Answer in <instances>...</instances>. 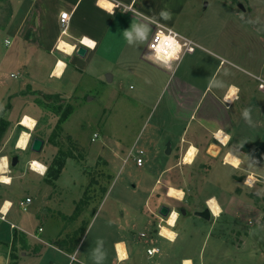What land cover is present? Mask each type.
<instances>
[{"label":"crops","instance_id":"crops-1","mask_svg":"<svg viewBox=\"0 0 264 264\" xmlns=\"http://www.w3.org/2000/svg\"><path fill=\"white\" fill-rule=\"evenodd\" d=\"M211 2L213 4L209 6ZM234 2L239 3L243 10H246L240 0H135L134 3L133 0H119L122 7L116 8L114 14L109 15L96 6V0H0V11L2 6L7 7L6 22L0 26V46L4 45L6 49L0 53V65L2 66L9 59L18 67L17 73L13 71L10 73L12 77L23 78L15 87L18 89L20 87L23 89L26 85L39 88V69L43 66L48 71V77L58 82L62 81L71 69V83L76 85L74 90L81 85V81L86 76L98 79L104 84V89L98 91L95 96L104 103L105 107L113 103L119 104L120 101L135 103L136 100L141 106V100L145 98L144 94L138 93L135 98H129L113 87L116 81L124 77L137 78L139 83L141 82L146 91V105L143 104L146 106L144 117L146 147L139 149L137 154L146 153V159H151L149 161L151 164H156L155 160L159 158L166 164L157 174L154 183L146 187L143 213L153 220L159 216L161 205L165 204L171 208L169 199L175 200V204H182L186 198L184 188L178 185L174 186L184 190V199L180 201L168 197L167 188L173 184L166 185L163 180L177 171V167L181 164H185L182 163V155L191 145L199 149L191 164L199 166L198 169L204 167L210 171L219 163L225 165L224 155L232 151L242 161L238 169L234 168L241 171L236 173L238 176L253 174L255 179L264 182V158H261L264 157V88L259 87V83L264 81L262 77L264 35L261 18L256 16L260 19L257 22V19H251L253 15L244 12L241 15L233 8ZM129 6L131 10L126 11ZM162 9L171 12V20L160 19L159 13ZM61 11L71 13L67 33L63 36H60L59 24ZM134 13H140L148 20L158 21L159 24L171 27L192 39L197 45L195 51L186 53L174 64L171 71L150 61L143 65L142 58L148 53V44L157 29V24L151 25L152 32L148 42L130 46L125 41L123 32L140 18ZM249 20L256 22L249 23ZM85 35L94 39L97 46L95 50L88 49L84 56L78 55L76 51L73 55L67 56L57 50L61 38L78 46L80 38ZM5 40L11 43L5 44ZM109 51L117 53V56L109 57L107 55ZM90 54L96 57L102 67L92 68L86 59H83ZM60 59L67 64V68L63 70V76L56 79L51 73ZM213 76L222 80L225 87L209 90L208 82ZM255 78L258 83L255 82ZM0 84L4 85L3 80H0ZM233 84L240 89L239 99L225 102L224 96L228 86ZM43 90L46 94H57V96L71 93L68 90L50 89V87ZM108 102L111 104L109 105ZM246 108L251 110V124L242 117V112ZM109 109L111 113L114 108L110 106ZM114 114L115 112L111 113V117L107 115L106 124L101 125L95 132L97 134L95 139L100 138L98 147L100 155L104 157L103 162L113 165L119 161L126 162L133 155L141 131L140 126L136 133L135 131L131 133L134 135L127 141L130 131L129 121L124 127H116L112 121ZM218 129H223L230 135L231 139L227 145L213 138V133ZM166 140H168L167 145ZM168 144H170V152H167ZM61 174L62 172L57 177L47 175L44 179L47 184L45 186L27 184L29 188L26 190L33 192L26 195L21 193L25 183L17 186L13 180L14 185L13 183L10 186L0 185V206L5 200L12 201L7 216L0 219V264H33L36 257L49 248L61 255L59 256L61 260L51 259V264H92L90 254L86 252L80 254L81 256L78 254L80 251L78 246L88 231L93 217L86 223L80 237L74 241L73 249H60L57 245V242H62L68 248L73 244L66 230L75 227L77 218L83 221L82 215L86 214V209L89 208L91 209L89 212H92L94 206L90 197H85L84 194L79 199L73 197L76 215L71 217L70 212L66 210L67 201L63 190V194L55 190L56 180ZM163 175H166L164 179ZM116 177L117 175L112 174L108 176L107 187L114 184ZM233 179L232 187L235 190L241 184L238 177ZM136 186L135 184L134 187ZM159 186L163 187L166 193H162ZM12 188L13 193L9 191ZM256 188L261 191L263 189L262 186L257 185ZM35 192L38 194L35 195ZM235 194L237 195L236 192L231 193L221 186L208 196H215L222 206L223 211L219 217L227 213L231 198ZM26 197H30L31 202L28 210L23 211L20 202ZM135 203L133 207L126 204L120 206L117 199L109 203L110 212L104 225V229L112 237L113 252L109 264H181L186 258H190L193 264H203L201 250L198 256L181 253V246H190L194 238L191 233L190 236L188 233L185 234L184 229L173 228L179 236L174 244H170L162 237V241H159L154 236L159 232L157 226L154 228L157 231L151 232L149 239L153 244L147 246L145 252L141 253L140 248L136 247L141 237L135 238L133 233L135 223H130L132 214H137ZM78 204L79 206L84 204L83 211ZM114 205L119 207L122 217L117 218L119 210ZM185 210L187 214V209ZM195 211L191 213L195 214ZM95 212L97 211L93 214ZM140 236L149 235L147 232H141ZM147 237L145 242L148 241ZM119 242L125 243L129 254V259L123 262L117 259L115 245ZM151 246H157L160 250L149 257L147 248Z\"/></svg>","mask_w":264,"mask_h":264},{"label":"rangeland","instance_id":"rangeland-1","mask_svg":"<svg viewBox=\"0 0 264 264\" xmlns=\"http://www.w3.org/2000/svg\"><path fill=\"white\" fill-rule=\"evenodd\" d=\"M240 2L246 10H243L237 2H234L233 8L240 14L244 12L253 15L251 19H257V22L260 17L264 35V0H240ZM211 4L213 2L209 6ZM6 9V6H2L0 26H3L6 22ZM3 50H6L4 45L0 46V53ZM107 55L115 58L117 53L109 51ZM83 59H86L92 68L94 66L102 67V64L99 65L100 62L93 54ZM148 62L143 56L142 64L146 65ZM17 69L18 67L12 64L9 59L2 66L0 65V80H3L4 84L3 86L0 84V98L4 97L3 100H0V114L3 111L4 118L8 122L0 138V156L6 155L9 157L10 174L15 180V185L20 186L25 183V188L21 189L22 195L33 192V190H26L29 188L27 184H38L39 187L40 185H47L44 182L47 173L41 177L30 170L29 162L31 159L36 158L47 165V170L50 166L55 169L58 168L56 162L63 161L62 174L56 180L55 190L56 192L59 190L60 194L64 193L67 201V207H65L70 212L71 217L76 215L74 213L76 206L73 205V197L79 199L84 194L85 197H90V200L94 202L92 212H89L91 209L88 208L86 214L82 215L84 222L79 221L80 218H77L74 223L77 228L73 227L66 230L69 232L71 242H74L83 233L86 223L93 217L88 231L78 246V250H80L78 254H84V252L90 254L96 246V240L102 238L105 241L104 247L107 251V259L104 263H110L113 252L112 237L104 229V225L110 212L108 209L109 203L115 201V199H117L120 206L126 204L133 207L134 202H136L137 214H132L133 218L130 223H135L133 231L135 238L141 237V241L136 245L137 249L140 248L141 253L145 252L146 247L153 244L149 240L151 232H156L157 229L154 228H157L160 223H165L160 214L151 220L148 215L143 213L146 187L154 183L157 174L166 164L160 158L155 160L156 164H151L149 162L151 159H146V153L137 154L139 149L146 147V120L144 121L146 91L141 82L139 83L137 78L124 77L113 84L114 88L129 98H135L138 93L145 95V98L141 100V106L137 100L135 103L133 101L121 103L120 101L119 104L113 103L112 105L108 102L111 108H114L111 113L115 112L112 121L116 127H124V124L129 121L130 131H128L127 141L134 135L131 133L134 131L136 133L141 126L138 144L133 155L126 162L119 161L113 165L103 162L104 157L100 155L98 147L100 138L95 139L94 134L101 125L106 124V120L111 114L110 106L105 107L104 103L96 99L95 96L98 91L104 89V84L100 83L98 79L86 76L81 81V85L74 90L76 85L74 86L71 83V69L68 70L64 79L58 82L48 77V71L43 66L39 69L40 82L38 84L40 89L32 85H26L23 86V89L22 87L18 89L15 87L23 78L20 76L12 77L10 74L12 71L17 73ZM254 80L258 83L256 78ZM49 87L50 89L68 90L71 93L59 94L58 97H47L43 89ZM64 112H67V117L60 121V115ZM25 113L31 115L37 121L34 130L30 131L31 136L26 151L16 147L19 132L25 128L20 124V119ZM57 124L60 125V128L57 127ZM34 137L44 138L45 143L40 152L31 150ZM165 143L167 145L168 140ZM174 143H176L175 140ZM14 155L20 157V162H17L16 165H12ZM138 156L142 158L141 165L137 163L136 158ZM198 167L197 165L181 164L177 167V171H174L168 176L169 178L163 180L166 185L173 184L183 187L187 194L182 204H175V200L169 199L171 209L175 208L178 212L180 211V217L175 228L184 229L185 234L188 233L189 235L191 233L194 235L190 246H181V253L198 256L201 250L203 264H264V182L255 179L252 186L249 187L244 183L248 176H238L236 173L241 171L230 165L219 163L214 167L209 166L210 168L213 167L210 171L208 168L204 169L203 167L200 170ZM110 174L117 175V177L114 184L107 187ZM165 176L163 175L162 178L164 179ZM233 177H238L241 184L235 190L232 187ZM135 184L136 187H134ZM256 185L262 186V191L256 188ZM161 186L166 187L162 184ZM161 186H159V190L166 193ZM221 186L227 188L231 193H237L234 197H230L231 203L227 213L218 218L212 215L209 220L191 213L194 210L205 209L207 207L206 198L215 193ZM13 188L9 189L11 193H13ZM76 189H79V191H75ZM37 194L35 192V195ZM55 196L57 197V195ZM102 198L104 199L103 202ZM83 205L79 206L78 204L82 211L84 210ZM114 206L119 210L118 206ZM181 208H186L187 214H184ZM94 211L97 212L93 214ZM117 213V218L123 216L120 210ZM190 215L191 218H189ZM141 217L143 218L141 219ZM162 217L166 218L165 216ZM141 232H147V235H149L146 236L147 242H145L146 237L140 236ZM156 233L154 236L162 241ZM59 256L61 255L54 249L49 248L43 254L38 255L33 264H51V259H54V261L61 260Z\"/></svg>","mask_w":264,"mask_h":264},{"label":"clouds","instance_id":"clouds-1","mask_svg":"<svg viewBox=\"0 0 264 264\" xmlns=\"http://www.w3.org/2000/svg\"><path fill=\"white\" fill-rule=\"evenodd\" d=\"M135 0H133V3ZM96 6L100 9L106 11L109 15H113L114 11L118 7H122L119 3V0H96ZM126 11L131 10V6L125 9ZM134 15L140 17L137 21L133 22L130 28L124 30L123 37L128 45L130 46H138L145 44L149 40V35L152 32V24L159 25L158 21L148 20L143 17L140 13H134ZM61 22L69 19V14L66 12H60L59 14ZM159 17L161 20L167 21L171 20L172 14L170 11L161 10L159 13ZM243 19V17H242ZM249 23H254L256 21L249 20ZM66 34V33H65ZM178 33L173 34L171 30L166 34L161 31H157L153 42L148 44L149 52L145 55V58L152 62L153 64L162 67L166 70L171 71L173 69V65L181 60L183 49L185 45L181 44L180 40L177 39ZM9 40H5V44H10ZM79 44L85 46L87 49L95 50L97 46V42L91 37L85 35L82 36L79 40ZM57 50L64 53L67 56H71L76 51V45H66L62 42H58ZM189 52L194 51V49L189 48ZM59 70L53 71L51 76L59 79L63 76V70L67 68V64L64 61H58ZM225 84L222 80L217 79L213 76L208 82V89L212 90L213 88H224ZM264 87V85H261ZM240 89L236 85L228 86L227 93L224 96L225 102L234 101L239 99ZM243 119L251 124V110L246 108L242 112ZM37 121H31V127L34 128ZM213 138L218 140L221 144L227 145L228 141L231 139L230 135L224 132L223 129H218L213 133ZM30 140L29 135H24L23 138L17 142V149L26 151L28 148V143ZM214 147V146H213ZM199 152V149L195 146L190 147L187 158L185 159V163L191 165L194 162L195 155ZM138 164H142V161L138 160ZM242 161L238 158L237 155H233L232 151L224 158V164L230 165L233 168H239ZM251 166V165H250ZM29 168L34 173L43 177L47 173V165L40 163L39 161L32 160L29 162ZM10 160L8 156H0V185L10 186L13 183V176L10 174ZM253 179L252 176H249L245 179L244 183L251 187L250 181ZM168 197L175 198L177 200L182 201L184 199L185 193L182 189L169 188L167 192ZM206 204L209 206L212 215L215 217H219L223 209L220 207L219 203L216 201L215 197L210 198L206 201ZM12 207V201L5 200L3 205L0 206V219H4L7 216V212ZM180 217V212L173 209L166 220V224L168 227H164L163 223L158 225L160 231L158 235L163 239L167 240L170 244H174L177 237L179 236L178 232L172 231V228H175V225ZM111 224V221H109ZM105 241L102 238H98L96 240V246L91 250L90 256L92 260V264H104L107 259V251L104 247ZM117 250V259L121 262L129 259V254L126 250L121 251V245H115ZM159 252L158 248H152L148 250L149 257H152L156 253ZM181 264H193L191 259L182 260Z\"/></svg>","mask_w":264,"mask_h":264},{"label":"built area","instance_id":"built-area-1","mask_svg":"<svg viewBox=\"0 0 264 264\" xmlns=\"http://www.w3.org/2000/svg\"><path fill=\"white\" fill-rule=\"evenodd\" d=\"M61 12H62V11H61ZM63 12H66V13L69 14V19L66 20V21L61 22V20H60V16H59V24H60V30H61V34H60V36H63V35H65V33H67V29H68V26H69V21H70V18H71V13H70V12H67V11H63ZM169 30H171L173 34L178 33L179 35H178L177 39L180 40L181 44L185 45V47H184V49H183L182 57H183L186 53H192V52L195 51L197 45H196V43H195L192 39H190V38H188V37H186V36H183V35L180 34L178 31H176L175 29H173V28H171V27L164 26V25H161V24H159V25L157 26V29H156V31L154 32V34H153V36H152V38H151L149 44L153 42V38H154V36H155V34H156L157 31H161V32H164V33L167 34V33L169 32ZM189 48L194 49V51L189 52V51H188ZM76 50H77V46H76ZM148 52H149V49H148ZM182 57H181V58H182ZM173 67H174V65H173ZM261 85H264V81H261V82L259 83V87H260V88H264V87H261ZM96 136H97V134L95 133V137H96ZM93 139H94V138H93ZM136 160H137V161H138V160L142 161V158L139 156V157L136 158ZM138 165H141V164H138ZM30 202H31V198H30V197H27L25 200H22V201L20 202V208H21L23 211H27ZM161 219H164V218L161 216ZM40 229H41V228H40ZM152 248H158V249H159V247H157V246H151V247H148V248H147V253H148V250H149V249H152ZM159 250H160V249H159Z\"/></svg>","mask_w":264,"mask_h":264},{"label":"bare ground","instance_id":"bare-ground-1","mask_svg":"<svg viewBox=\"0 0 264 264\" xmlns=\"http://www.w3.org/2000/svg\"><path fill=\"white\" fill-rule=\"evenodd\" d=\"M59 42H62V43H64V44H66V45H74V44H72L71 42H68L67 40H65L64 38H61L60 40H59ZM59 61H63L62 59H60ZM56 70H59V66L57 65V67L55 68V70L54 71H56ZM32 120H35L36 121V119L34 118V117H32L31 115H29V114H27V113H25L23 116H22V118L20 119V124L21 125H23L25 128L24 129H21V131L19 132V136H18V139H17V142L18 141H20L22 138H23V136L24 135H29V136H31V133H30V131H32V130H34V128H32L31 127V121ZM35 126H36V124H35ZM193 145H191V146H189L188 148H186V150H185V152L183 153V155H182V163H185V159L187 158V153H188V151H189V149H190V147H192ZM195 146V145H194ZM214 152H216V151H214ZM229 152H227L225 155H224V158H225V156L228 154ZM233 155H235L234 153H233ZM239 158V157H238ZM240 159V158H239ZM32 160H36V161H39L38 159H36V158H34V159H31V161ZM40 163H42L41 161H39ZM186 164V163H185ZM249 176H252L253 177V179L250 181V183H251V185H252V183L254 182V180H255V177L253 176V174H250ZM248 176V177H249ZM169 188H175V189H182V188H180V187H176V186H174V185H169L168 186V189ZM168 189H167V192H168ZM183 190V189H182ZM184 191V190H183ZM212 197H215V196H210V197H208L207 198V200L206 201H208L210 198H212ZM216 198V197H215ZM216 201L219 203V201L217 200V198H216ZM219 205H220V203H219ZM220 207H222V206H220ZM175 209V208H174ZM173 209H171V211H172ZM176 210V209H175ZM170 211V212H171ZM177 211V210H176ZM167 217L168 216H166V218L165 219H163V221H165V223L163 224V226L164 227H168V225L166 224V220H167ZM161 224V223H160ZM172 231H175L173 228L171 229ZM159 231H160V229H159ZM176 232V231H175ZM118 244H120L121 245V251H123V250H125V243L124 242H119ZM186 259H190V258H186Z\"/></svg>","mask_w":264,"mask_h":264},{"label":"water","instance_id":"water-1","mask_svg":"<svg viewBox=\"0 0 264 264\" xmlns=\"http://www.w3.org/2000/svg\"><path fill=\"white\" fill-rule=\"evenodd\" d=\"M88 49L83 45H78L76 53L80 56H84L87 53ZM44 145V140L41 137H34L31 143V150L35 152H40ZM167 152H170V144H168ZM18 162V155L12 157V165H15ZM171 211V208L165 204L160 206L159 213L161 216H168ZM184 214L186 213L185 209L181 210ZM195 214L209 220L211 218V211L209 206L203 210H196Z\"/></svg>","mask_w":264,"mask_h":264},{"label":"trees","instance_id":"trees-1","mask_svg":"<svg viewBox=\"0 0 264 264\" xmlns=\"http://www.w3.org/2000/svg\"><path fill=\"white\" fill-rule=\"evenodd\" d=\"M45 95L47 97H49V96H54V97L57 96V94H48V93L45 94ZM66 117H67V112H64L63 114L60 115V121L66 119ZM7 123L8 122H7L6 118H4L3 111H1V114H0V138L2 137V133H3L4 127H5V125ZM57 127L60 128V125L57 124ZM42 139L44 140V138H42ZM56 164H58V168H56V169L53 168L52 166L48 167L47 175L57 177L61 173V169H62V166H63V161H58V162H56ZM61 241H63V240H61ZM57 245H58V247L60 249H73L75 247L74 242H73V244L69 245L68 248L62 242H57ZM12 258H14V254H12ZM76 264H80V263H76Z\"/></svg>","mask_w":264,"mask_h":264}]
</instances>
